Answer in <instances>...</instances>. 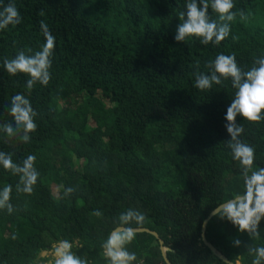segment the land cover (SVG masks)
I'll list each match as a JSON object with an SVG mask.
<instances>
[{
  "label": "trees",
  "instance_id": "1",
  "mask_svg": "<svg viewBox=\"0 0 264 264\" xmlns=\"http://www.w3.org/2000/svg\"><path fill=\"white\" fill-rule=\"evenodd\" d=\"M11 2L22 22L0 30V124L12 122L7 109L19 92L36 111L37 128L27 143L22 131L15 138L0 132V151L17 163L34 155L39 176L25 194L16 191L19 176L0 168V188L12 185L14 208L0 209V264H45L40 254L65 239L89 264H108L102 246L127 226L156 232L171 264H224L204 247L201 227L244 190L241 165L224 143L234 90L229 81L198 90L193 74H208L218 53L234 55L245 70L264 55V0H234L245 19L237 17L218 45L173 39L184 0ZM41 21L55 37L51 79L29 92L27 76L9 75L2 61L40 49ZM236 122L255 150L253 168L264 167V121ZM68 187L73 192L64 195ZM129 208L144 214L140 226L120 224ZM223 216L208 221L207 242L229 261L251 264L246 245L264 246V220L260 238L250 240ZM125 247L137 261L165 264L151 235L136 234Z\"/></svg>",
  "mask_w": 264,
  "mask_h": 264
},
{
  "label": "clouds",
  "instance_id": "2",
  "mask_svg": "<svg viewBox=\"0 0 264 264\" xmlns=\"http://www.w3.org/2000/svg\"><path fill=\"white\" fill-rule=\"evenodd\" d=\"M211 9V12L209 11ZM212 13L216 18H212ZM244 10L236 9L234 0H184V10L179 14L180 23L177 25L173 39L185 42L193 38L202 45H218L229 37L231 25L239 17L244 20ZM22 22L21 14L14 3L0 0V30H6L10 25L16 26ZM44 42L40 49L32 54L18 50L12 58H4L2 66L9 75L25 74V87L32 90L34 84L46 86L51 79L52 56L55 37L51 34L47 24L40 22ZM232 39H235L233 36ZM209 72L194 73V87L198 90H210L213 85H220L229 81L234 90L233 96L224 114V129L229 139L225 141L230 149L231 158L239 161L243 176L244 190L235 199H229L212 210L217 216L223 213V218L229 221L239 233H246L250 240L260 238L259 226L264 220V167L253 168L255 158L254 148L241 140L244 131L241 121H264V55L254 58L252 65L246 70L238 65L234 55L218 53L205 66ZM8 114L12 122L0 124V132L7 138H15L22 131L19 140L23 143L30 141V133L36 131V111L33 109L28 96L15 93L10 97ZM34 155H27L21 162L13 160V154L0 151V168L19 176L16 185L17 192L31 194L37 182L39 173L34 167ZM12 185L0 188V209L11 214L14 210L10 203ZM73 192V188L64 190V195ZM92 215L100 217L99 210H93ZM145 220L141 211L129 208L119 216L121 225L135 224L140 226ZM137 229L131 226L121 227L110 233L103 244L108 264H134L137 256L128 251L125 245L132 242ZM240 239L233 238L232 245L239 247ZM247 253L254 256L251 264H264V246L253 247L246 245ZM54 264H89L80 256L74 255L72 244L68 240L59 241L55 248Z\"/></svg>",
  "mask_w": 264,
  "mask_h": 264
},
{
  "label": "water",
  "instance_id": "3",
  "mask_svg": "<svg viewBox=\"0 0 264 264\" xmlns=\"http://www.w3.org/2000/svg\"><path fill=\"white\" fill-rule=\"evenodd\" d=\"M235 199V198H234ZM226 203V202H225ZM220 206V205H219ZM217 208V207H216ZM215 215L212 214V212L207 216V218L203 221L202 223V227H201V240H202V243L204 245V247H206L212 254L213 256H215L216 258L226 262L227 264H231L229 263L226 258L218 251L216 250L209 242H207L206 238H205V228H206V225L208 223V221ZM121 228V227H119ZM118 229V228H116ZM115 229V230H116ZM114 231V230H113ZM112 231V232H113ZM111 232V233H112ZM137 233H147L151 236H153L158 244H159V249H160V253H161V256L163 258V260L165 261L166 264H169L168 260H167V257H166V251L167 249L164 247V244H163V241L159 238V236L157 235V233L153 232V231H150L148 229H144V228H138L137 229Z\"/></svg>",
  "mask_w": 264,
  "mask_h": 264
},
{
  "label": "crops",
  "instance_id": "4",
  "mask_svg": "<svg viewBox=\"0 0 264 264\" xmlns=\"http://www.w3.org/2000/svg\"><path fill=\"white\" fill-rule=\"evenodd\" d=\"M138 229V228H137ZM144 229H146V228H144ZM156 233V232H155ZM137 234H143V233H137ZM145 234H147V233H145ZM149 235V234H148ZM153 237V236H152ZM202 241V240H201ZM59 246V244H57L56 246H54L53 248L55 249L56 247H58ZM52 248V249H53ZM158 249H159V244H158ZM167 249V248H166ZM167 251H168V249H167ZM167 251H166V253H167ZM159 252H160V249H159ZM50 253H52V250H49V251H46V252H42L41 254H40V257L42 258V259H44L45 260V264H54V259H51L50 258ZM54 253V252H53ZM160 255H161V253H160ZM223 255V254H222ZM224 256V255H223ZM51 257H53V256H51ZM103 257H104V259H108L107 257H106V255H105V253H104V255H103ZM162 257V256H161ZM166 257H167V255H166ZM225 257V256H224ZM226 258V257H225ZM163 259V258H162ZM238 259V261H235V262H231V261H229L227 258H226V260L229 262V263H231V264H241L240 263V261H239V258H237ZM168 260V259H167ZM222 261V260H221ZM163 262L165 263V261L163 260ZM168 262H169V260H168ZM224 264H227L226 262H224V261H222ZM166 264V263H165ZM169 264H171L170 262H169Z\"/></svg>",
  "mask_w": 264,
  "mask_h": 264
},
{
  "label": "rangeland",
  "instance_id": "5",
  "mask_svg": "<svg viewBox=\"0 0 264 264\" xmlns=\"http://www.w3.org/2000/svg\"><path fill=\"white\" fill-rule=\"evenodd\" d=\"M261 25H264V23L261 24ZM89 127H91V125H89ZM53 191H54V193L56 192L55 189H53ZM51 250H52V253H50V258L55 260V259H56L55 249L53 248V249H51ZM53 252H54V253H53ZM51 256H53V257H51Z\"/></svg>",
  "mask_w": 264,
  "mask_h": 264
},
{
  "label": "built area",
  "instance_id": "6",
  "mask_svg": "<svg viewBox=\"0 0 264 264\" xmlns=\"http://www.w3.org/2000/svg\"><path fill=\"white\" fill-rule=\"evenodd\" d=\"M134 264H146V263H144V262L141 260V261H136V262H134Z\"/></svg>",
  "mask_w": 264,
  "mask_h": 264
},
{
  "label": "bare ground",
  "instance_id": "7",
  "mask_svg": "<svg viewBox=\"0 0 264 264\" xmlns=\"http://www.w3.org/2000/svg\"><path fill=\"white\" fill-rule=\"evenodd\" d=\"M224 204V203H223Z\"/></svg>",
  "mask_w": 264,
  "mask_h": 264
}]
</instances>
